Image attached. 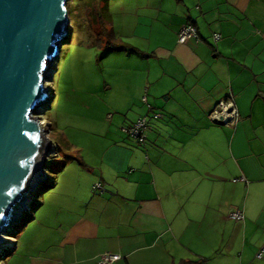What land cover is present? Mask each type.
<instances>
[{
  "label": "crops",
  "instance_id": "crops-1",
  "mask_svg": "<svg viewBox=\"0 0 264 264\" xmlns=\"http://www.w3.org/2000/svg\"><path fill=\"white\" fill-rule=\"evenodd\" d=\"M126 1L127 21L108 10L133 51L108 53L90 78L92 60L65 66L86 95L71 87L60 99L98 118L92 131L58 132L76 156L50 187L61 196L42 195L26 219L38 218L55 251L46 264H96L105 252L121 256L114 264H264V0ZM189 24L196 35L179 42ZM228 99L237 119L214 123ZM141 117L140 143L119 126Z\"/></svg>",
  "mask_w": 264,
  "mask_h": 264
},
{
  "label": "water",
  "instance_id": "water-1",
  "mask_svg": "<svg viewBox=\"0 0 264 264\" xmlns=\"http://www.w3.org/2000/svg\"><path fill=\"white\" fill-rule=\"evenodd\" d=\"M67 3L0 0V242L45 173L50 140L34 113L47 99L50 64L70 35Z\"/></svg>",
  "mask_w": 264,
  "mask_h": 264
},
{
  "label": "rangeland",
  "instance_id": "rangeland-1",
  "mask_svg": "<svg viewBox=\"0 0 264 264\" xmlns=\"http://www.w3.org/2000/svg\"><path fill=\"white\" fill-rule=\"evenodd\" d=\"M105 1H109V10L114 18L117 16L115 12L118 11L121 13V15L118 14V16L126 19V21L133 17L132 13L135 14V12L132 11L133 8H130V1L126 0L121 1V6H116V0H94L92 2L94 6L91 5L90 9L85 8L83 0H68L67 5L68 7L70 6L68 10L70 35H68L66 43L62 46L59 58L53 60L50 64L46 73V81L44 82L47 99L34 113V115L41 120L40 122H42L45 137L50 140L45 159V171L46 166H59L76 156V152L73 149L65 146L64 143H58V132L65 135V129L67 128H63V125L68 124L80 128L84 127L89 131L95 129L98 118L95 110L85 109L82 104L83 102L80 105L78 100L74 102L75 105H71V99L67 101L64 100V98L60 99V96L65 97L69 92H66V88L70 90L71 87L75 89V97L82 98L86 95L85 90L79 84L77 69L72 72V76H70V73L65 70V66L71 68L77 66L76 64H84L85 61L92 60V67L88 74V78L95 74L93 70L95 65L100 64L103 68L107 66V64L104 63L107 57L99 59L102 53L101 43L99 42L102 41L101 39L103 36L97 38L105 32L103 26L106 27V30H109L108 22L104 19L103 13L100 11V8L105 5ZM172 1L174 2L175 0ZM92 9L95 10V13L91 12ZM134 10H136V8ZM97 14H100L101 18L98 17L101 20L99 22L94 18V15L97 16ZM89 26L93 28L99 27V32H101V34L99 36H93L92 31L87 29ZM129 30L130 24L127 27V31ZM93 34L96 33L93 32ZM89 68L88 66L86 70H89ZM53 72H55L54 78L51 80ZM89 90L94 89L90 88ZM88 95L92 101V91H88ZM51 97L53 98V102L52 107L49 108ZM62 99L63 102L60 103ZM126 126L128 125H120L119 129L128 136L127 133L123 131V128ZM44 175L46 176V173L41 175L39 184H37L31 192L26 194V200L23 205H20L22 208L20 207L18 211L20 216H17V221H13L6 229V232L2 234L0 242V264H4L5 259H7L5 264H7L8 260V264H46V259L49 258L48 256H54L55 254V251L48 246L45 236L41 235L44 232L42 229L43 225L38 218L35 219L34 217V219L29 220V222L26 220V217H30V213L34 214V207L42 202L43 196L45 199H48L53 192L56 194L57 189L49 187L50 184H52L50 182L58 179V177L56 178V173L49 169L47 181ZM60 178L62 181L63 178L61 176L59 179ZM61 184L62 183H60V185ZM60 185L59 189L63 190V185L61 188ZM56 195L61 196L59 193ZM14 229H17L16 232H14ZM16 242L18 243L17 249L15 248ZM10 250L12 251L11 253H9Z\"/></svg>",
  "mask_w": 264,
  "mask_h": 264
},
{
  "label": "built area",
  "instance_id": "built-area-1",
  "mask_svg": "<svg viewBox=\"0 0 264 264\" xmlns=\"http://www.w3.org/2000/svg\"><path fill=\"white\" fill-rule=\"evenodd\" d=\"M195 35H196V29L193 25L189 24L182 26L178 32V41L184 42L189 37ZM218 37L219 35L217 34L213 36L215 40H217ZM143 100L145 101V97H143ZM161 116L162 115L159 112H152V117L155 119H158ZM237 117H238L237 109L235 108L233 101L229 99L219 102L211 113V118L214 123H224L225 125L234 122L237 119ZM146 126H147V117H141L138 118L133 123H131L130 125L124 127L123 131L126 132L130 138L141 143L145 140ZM93 189L100 190L101 184L95 183L93 185ZM230 215L232 218L237 220L243 219V214L239 211L232 212ZM256 257L261 258L262 257L261 252H258L256 254ZM120 259L121 256L119 254L105 252L98 256L96 264H114L116 261Z\"/></svg>",
  "mask_w": 264,
  "mask_h": 264
},
{
  "label": "trees",
  "instance_id": "trees-1",
  "mask_svg": "<svg viewBox=\"0 0 264 264\" xmlns=\"http://www.w3.org/2000/svg\"><path fill=\"white\" fill-rule=\"evenodd\" d=\"M94 0H83V2H84V5H85V8L86 9H90V7H91V5H93L92 4V2H93ZM108 3H109V1H105V5L104 6H102L101 8H100V11L103 13V16H104V19L108 22V28H109V30H106V27L105 26H103V28H104V30H105V32H103V35H100L101 34V32H99L100 31V29H99V27H97V28H93V27H91V26H89V27H87V29L88 30H90V31H92V35L94 36V35H97V36H99V37H97V38H100V37H102L103 36V38L101 39L102 41L101 42H99V43H101L100 45H101V47H102V53H101V55H100V57L99 58H103V57H105L108 53H110V52H113V51H129V52H132L133 51V49L131 48V47H129L127 44H125V43H121V42H119V41H116V37H115V34H114V31H113V29H112V27H111V19H110V14H109V10H108ZM72 4V3H71ZM70 4V5H71ZM73 5V4H72ZM88 6H89V8H88ZM94 6V5H93ZM69 8H70V6L68 7V5H67V9L69 10ZM89 11V10H88ZM90 12V11H89ZM89 12H86V13H89ZM91 12H93V13H95V10H91ZM87 15V14H86ZM100 18V14H97V16H95L94 15V18L99 22V21H101L99 18ZM88 18V17H87ZM99 19V20H98ZM87 20V19H86ZM95 20V21H96ZM109 25H110V27H109ZM90 28V29H89ZM93 32L94 33H96V34H93ZM67 38H68V36H67ZM67 38L65 39V41L63 42V44L64 43H66V41H67ZM63 46V45H62ZM57 69V68H56ZM56 69H55V71H56ZM54 73L55 72H53V74H52V77H51V80H53V78H54ZM146 99V98H145ZM142 100H143V98H142ZM52 101H53V98L51 97L50 98V102H49V107H51V104H52ZM144 101V100H143ZM129 137V136H128ZM130 138V137H129ZM64 166V164H61L60 166H53V167H47L46 166V171H45V173H46V181L48 180V170L49 169H51L54 173H56V172H58L62 167ZM50 183H52V184H50V186L49 187H51L52 185H53V183H54V181H52V182H50ZM30 215H32V213H30ZM26 218H29V217H26ZM16 230L17 229H14V232H16ZM12 251L10 250L9 251V253H11ZM8 253V254H9Z\"/></svg>",
  "mask_w": 264,
  "mask_h": 264
},
{
  "label": "bare ground",
  "instance_id": "bare-ground-1",
  "mask_svg": "<svg viewBox=\"0 0 264 264\" xmlns=\"http://www.w3.org/2000/svg\"><path fill=\"white\" fill-rule=\"evenodd\" d=\"M21 206L18 207V209H20ZM22 208V207H21Z\"/></svg>",
  "mask_w": 264,
  "mask_h": 264
}]
</instances>
